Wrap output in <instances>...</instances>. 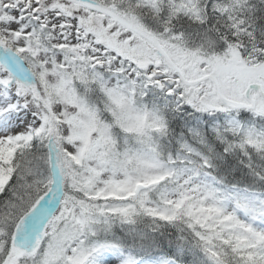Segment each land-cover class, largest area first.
<instances>
[{"label":"snow or ice","instance_id":"obj_1","mask_svg":"<svg viewBox=\"0 0 264 264\" xmlns=\"http://www.w3.org/2000/svg\"><path fill=\"white\" fill-rule=\"evenodd\" d=\"M0 264H264V0H0Z\"/></svg>","mask_w":264,"mask_h":264}]
</instances>
